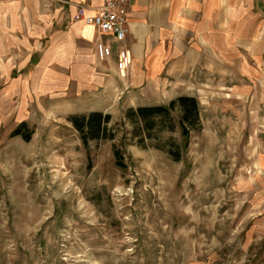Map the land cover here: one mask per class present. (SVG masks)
Returning <instances> with one entry per match:
<instances>
[{"label":"rangeland","instance_id":"374dc122","mask_svg":"<svg viewBox=\"0 0 264 264\" xmlns=\"http://www.w3.org/2000/svg\"><path fill=\"white\" fill-rule=\"evenodd\" d=\"M103 65L108 89L123 73ZM96 66L81 70L92 85ZM77 73L71 96L24 98L19 117L0 116V264H264V128L253 102L200 85L184 146L178 109L150 137L130 115L167 106L172 85L124 96L116 84L100 96L79 91ZM91 111L109 120L84 142L69 117ZM22 123L28 141L11 136ZM176 143L178 160L167 152Z\"/></svg>","mask_w":264,"mask_h":264},{"label":"crops","instance_id":"0c3cea01","mask_svg":"<svg viewBox=\"0 0 264 264\" xmlns=\"http://www.w3.org/2000/svg\"><path fill=\"white\" fill-rule=\"evenodd\" d=\"M101 2L0 0V116L18 115L24 98L71 96L77 70L79 91L101 89L100 96H114L116 84L124 96H146L155 85H172L170 96H200L202 84L212 87L207 96L221 89L219 96L253 102L264 128V0H127L122 39L96 34L83 21ZM98 40L110 48L105 59ZM123 50L130 61L119 69ZM102 65L123 73L121 82L102 89ZM95 66L101 70L92 85L81 70Z\"/></svg>","mask_w":264,"mask_h":264},{"label":"trees","instance_id":"16d2710c","mask_svg":"<svg viewBox=\"0 0 264 264\" xmlns=\"http://www.w3.org/2000/svg\"><path fill=\"white\" fill-rule=\"evenodd\" d=\"M174 109H178L180 112L179 124L181 127V136L186 140L184 144V146H186L187 139L190 135V129L196 128L199 123V106L194 96H177L175 99L170 100L167 106H138L130 111V115L135 116L137 120L143 122L142 131H146L149 136L148 131L157 125L159 126L161 122H165L164 118H169L170 110ZM158 119L160 121H158ZM69 120L80 132L84 142H86L87 138L98 139L104 136L105 124L109 120V114H103L101 111H91L87 114L72 115L69 117ZM24 125L25 124L22 123L16 127L11 132V136L20 135L24 140L28 141L31 132H23L22 127ZM174 145L176 148L170 146L167 152L172 155L173 159L178 160L180 157V144L176 143ZM114 156L116 158V164L119 167H124L125 164L122 161V156L118 149L114 150Z\"/></svg>","mask_w":264,"mask_h":264},{"label":"built area","instance_id":"2783aa9c","mask_svg":"<svg viewBox=\"0 0 264 264\" xmlns=\"http://www.w3.org/2000/svg\"><path fill=\"white\" fill-rule=\"evenodd\" d=\"M126 3L127 0H102L93 14L83 16V21L92 26L96 34H111L116 39H122L128 30ZM96 51L100 59H105L110 54V48L99 40L96 42ZM129 61L128 53L121 51L118 68L126 69Z\"/></svg>","mask_w":264,"mask_h":264}]
</instances>
